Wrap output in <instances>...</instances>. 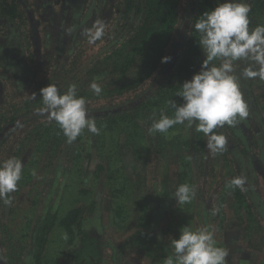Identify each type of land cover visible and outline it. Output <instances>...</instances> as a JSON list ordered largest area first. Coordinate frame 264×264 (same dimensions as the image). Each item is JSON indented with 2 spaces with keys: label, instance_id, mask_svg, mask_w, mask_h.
Returning a JSON list of instances; mask_svg holds the SVG:
<instances>
[{
  "label": "rangeland",
  "instance_id": "rangeland-1",
  "mask_svg": "<svg viewBox=\"0 0 264 264\" xmlns=\"http://www.w3.org/2000/svg\"><path fill=\"white\" fill-rule=\"evenodd\" d=\"M25 1L28 33L9 26L8 36L0 39L4 45L0 66L2 116L14 101L21 104L26 98L33 99L50 83L66 86L82 62L106 53L125 34V29L113 30L116 22L111 12L98 14L107 0H98L95 5L90 2L92 9L84 18L80 6L59 10L53 4L50 11L34 13L40 7L38 0L30 4ZM211 2L216 7L224 0ZM99 16L104 22V36L89 43L85 29H92L93 20ZM184 17L187 21L188 14ZM106 41L108 45L101 49ZM204 57L202 53L198 62L202 64ZM35 71L39 72L37 78ZM100 99L95 108L104 102ZM237 119L235 137L230 136L226 125L218 127L227 141L226 156L224 151L211 153L207 140L204 150H199L202 141L196 139L195 123L175 125L159 144L157 132L149 134L145 116L141 131L135 132L139 157L125 144L122 134H106L104 125L97 122L99 135L85 128L74 142L64 140L52 149L49 137L40 141L33 137L37 132L33 122L22 130L0 135V143L5 144L0 163L13 157L18 148L16 158L24 165L17 190L9 194L11 204L0 201V264H33L35 229L51 205L59 216L75 207H89L86 223L100 232L106 245L103 264H164L172 255L164 245V231L172 240L179 238L182 227L195 230L206 225L215 230L216 245L228 251L225 264H264V125L261 117L249 112ZM27 133L31 135L24 139ZM98 165H104L106 171H100ZM236 177L245 179L238 187L243 191L241 204L234 195L237 187L228 186ZM184 183L194 188L195 197L190 203L178 204L171 193ZM117 190L124 194H114ZM66 241L62 229L54 228L41 264L61 263Z\"/></svg>",
  "mask_w": 264,
  "mask_h": 264
},
{
  "label": "trees",
  "instance_id": "trees-1",
  "mask_svg": "<svg viewBox=\"0 0 264 264\" xmlns=\"http://www.w3.org/2000/svg\"><path fill=\"white\" fill-rule=\"evenodd\" d=\"M96 1L98 2V0H64L62 5V0L55 3L54 0H38L40 7L35 8L34 13L50 11L53 4L59 10L67 6H80L78 8L84 12L82 15L84 18L92 9L89 6L90 2L95 5ZM29 2L32 3V0L25 1L26 4H30ZM245 2L250 6L248 14L250 30L257 25H264V0H245ZM108 7L111 8L108 9ZM214 8L211 0H107L104 9L98 14L111 12L116 22L113 30L116 29L115 33H117L125 29V34L106 53L82 62L76 69L77 73L74 72L76 76L69 80L66 86L57 87L59 92H66L70 85L79 83L81 80L82 83L77 86V94L85 98L89 116L94 117L95 122L104 125V133L113 131L119 135L122 134L125 144L131 145V149L137 154L135 156L139 157V142L135 132L141 131L143 116L147 119V125L151 126L154 111L157 117L161 112L168 116L173 115L166 102L173 99L181 103L182 99L177 96L179 87L201 70L202 64L198 61L203 52L197 43L199 36L192 28V24L203 12ZM25 10L26 6L22 4V0H0V39L8 36L9 26L20 27L24 33H28L29 16L26 17ZM32 13L30 14L33 17L34 13ZM184 13L188 14V23ZM93 16L96 15L93 14ZM101 16L93 21L102 20ZM106 45H108L107 41L101 49ZM3 47L4 45L0 42V66L4 60ZM164 57L171 59L164 63L162 62ZM218 63L219 61H213V64ZM246 66L247 62L237 61L235 74L240 77V89L247 103L248 112L256 118L261 117L260 123L264 125V83L261 81L259 83L258 77L243 78L241 72ZM66 70L63 71L64 76L67 73ZM38 73V71L34 72L35 78ZM96 77L101 78L95 79ZM92 78L95 80L88 81ZM93 81L101 86L100 95L94 94L90 89L89 85ZM42 83L44 85L46 80ZM100 98H103L104 102L95 108V103L101 102ZM162 103L163 105L160 106ZM42 107L40 95L34 96L33 99L26 98L21 104L14 101L11 109L5 115H0V135L13 130H22L27 124L33 122V127H36L34 130L37 131L33 137L39 141L43 136L49 137L50 149L55 143L60 144L66 140L59 125L54 120H50L46 113L40 112ZM225 128L230 136L235 137L238 122L234 126L226 125ZM214 132L221 134L218 128ZM159 134L157 132V142L162 144L165 134L162 136ZM30 135L31 133H27L24 139ZM199 137L202 141L199 144V150L202 152L207 137L196 130V139L198 140ZM0 147L1 152L5 144L0 143ZM14 150L16 151H13L12 155L16 158L19 149ZM223 151L226 156L228 154L226 146ZM43 168L45 169V165ZM98 169L106 171L104 165H98ZM115 193L124 194L118 190L114 191ZM242 193L241 188L237 187L234 190L235 198L240 204L243 203L240 200ZM87 208L89 207H75L62 216H59L52 205L46 209L34 233L33 264L43 262L48 242L56 227L62 229L67 239V251L59 264L104 263L106 245L102 243L100 232L95 227L87 225ZM163 235H166L164 245L167 253L173 254L171 234L164 231ZM111 248L116 251L115 247L111 246Z\"/></svg>",
  "mask_w": 264,
  "mask_h": 264
},
{
  "label": "clouds",
  "instance_id": "clouds-1",
  "mask_svg": "<svg viewBox=\"0 0 264 264\" xmlns=\"http://www.w3.org/2000/svg\"><path fill=\"white\" fill-rule=\"evenodd\" d=\"M250 6L245 0H224L214 9L203 12L195 19L192 28L198 34L199 47L205 55L201 70L190 80L183 82L177 96L182 103L168 100L167 107L173 112L168 116L155 111L149 134H166L175 125L196 124V130L207 137V148L211 153H222L226 138L214 132L224 125L234 126L238 119L248 116V106L241 89L240 77L235 74L237 61L247 62L241 76L245 79L259 78L264 81V25L250 30L248 14ZM104 22L97 20L92 29H85L89 43H95L104 36ZM170 57H164L167 63ZM213 61H219L213 64ZM94 94L100 95L101 86L93 81L89 85ZM46 113L62 130L68 143L74 142L86 128L99 135L95 118L88 115L86 100L78 96L77 86L72 84L60 93L57 86L49 84L40 90ZM23 164L20 159L10 157L0 163V201L10 205L9 194L17 190L22 177ZM35 177L37 173L32 170ZM243 177L229 181V187H242ZM178 204L190 203L195 190L189 184H180L171 193ZM215 230L210 225L193 230L190 226L180 229L178 239L171 240L173 254L165 258L164 264H225L228 251L218 247L214 239Z\"/></svg>",
  "mask_w": 264,
  "mask_h": 264
}]
</instances>
